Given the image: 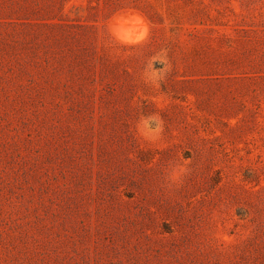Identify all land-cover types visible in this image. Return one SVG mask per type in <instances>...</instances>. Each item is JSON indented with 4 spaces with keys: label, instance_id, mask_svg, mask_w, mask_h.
Here are the masks:
<instances>
[{
    "label": "rangeland",
    "instance_id": "374dc122",
    "mask_svg": "<svg viewBox=\"0 0 264 264\" xmlns=\"http://www.w3.org/2000/svg\"><path fill=\"white\" fill-rule=\"evenodd\" d=\"M0 264H264V0H0Z\"/></svg>",
    "mask_w": 264,
    "mask_h": 264
},
{
    "label": "bare ground",
    "instance_id": "6f19581e",
    "mask_svg": "<svg viewBox=\"0 0 264 264\" xmlns=\"http://www.w3.org/2000/svg\"><path fill=\"white\" fill-rule=\"evenodd\" d=\"M134 20H136V18L133 17ZM134 38V37H133ZM139 38V37H138Z\"/></svg>",
    "mask_w": 264,
    "mask_h": 264
}]
</instances>
